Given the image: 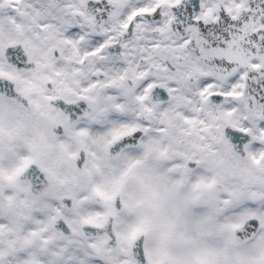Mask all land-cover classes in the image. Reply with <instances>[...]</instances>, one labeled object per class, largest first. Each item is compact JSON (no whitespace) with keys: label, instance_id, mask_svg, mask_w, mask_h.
<instances>
[{"label":"snow or ice","instance_id":"1","mask_svg":"<svg viewBox=\"0 0 264 264\" xmlns=\"http://www.w3.org/2000/svg\"><path fill=\"white\" fill-rule=\"evenodd\" d=\"M0 264H264V0H0Z\"/></svg>","mask_w":264,"mask_h":264}]
</instances>
